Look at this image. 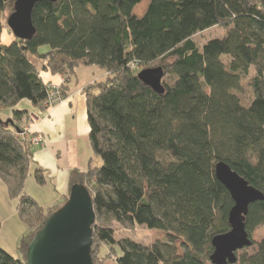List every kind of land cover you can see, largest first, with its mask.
<instances>
[{"label": "trees", "instance_id": "trees-1", "mask_svg": "<svg viewBox=\"0 0 264 264\" xmlns=\"http://www.w3.org/2000/svg\"><path fill=\"white\" fill-rule=\"evenodd\" d=\"M16 1L0 0V179L19 199L27 231L21 258L0 248V264H27L35 233L75 184L92 197L95 264L110 253L117 264H212V239L230 230L234 205L216 163L264 192V0H43L29 39L8 26ZM144 1L140 15L135 8ZM216 26L224 37L196 42ZM5 28L10 44L2 41ZM30 55L45 58L52 73L73 74L80 64L108 71L84 88L89 142L102 164L73 169L68 195L49 208L25 191L34 146L21 121L29 111L19 104L43 106L49 96ZM138 66H162L166 91L144 84ZM36 177L42 182L40 169ZM245 223L251 238L264 226V200L250 205ZM116 224L161 230L169 239L117 238ZM236 264H264V238L240 250Z\"/></svg>", "mask_w": 264, "mask_h": 264}, {"label": "water", "instance_id": "water-1", "mask_svg": "<svg viewBox=\"0 0 264 264\" xmlns=\"http://www.w3.org/2000/svg\"><path fill=\"white\" fill-rule=\"evenodd\" d=\"M43 0H17L7 23L19 39L32 38L36 33L32 12ZM56 1V0H49ZM165 70L162 66L141 69L137 76L155 92L163 94ZM11 121H6L8 125ZM217 178L229 190L234 205L229 212L230 230L212 239V264H236L238 252L253 245L246 230V216L251 204L264 200V192L254 187L224 161L215 165ZM95 211L88 188L75 184L68 200L54 211L35 233L27 252V264H95L92 259Z\"/></svg>", "mask_w": 264, "mask_h": 264}, {"label": "crops", "instance_id": "crops-1", "mask_svg": "<svg viewBox=\"0 0 264 264\" xmlns=\"http://www.w3.org/2000/svg\"><path fill=\"white\" fill-rule=\"evenodd\" d=\"M147 5L148 2L144 1L135 8L136 12L141 6L139 9L141 15ZM13 39V34L5 28L2 35L3 43L10 44ZM29 58L37 69H40H38L40 76L46 84L57 85L63 82L60 74H53L44 69L45 58H37L34 55H30ZM32 58L40 60L41 67ZM107 75L108 71L98 65L80 64L64 85L65 98L53 108H46L44 105L33 106L29 101L24 103L23 107L19 104V108L27 109L31 119L34 117L36 122L33 124L27 122L24 125L31 126L30 131L43 138L42 144L33 145L25 191L45 208L61 204L68 195L70 173L73 169L86 170L90 164L98 161L89 142L90 125L84 88L94 82L105 80ZM3 116L9 117L11 113L5 110ZM26 121L27 118L24 122ZM38 169L42 173V182L36 177Z\"/></svg>", "mask_w": 264, "mask_h": 264}, {"label": "rangeland", "instance_id": "rangeland-1", "mask_svg": "<svg viewBox=\"0 0 264 264\" xmlns=\"http://www.w3.org/2000/svg\"><path fill=\"white\" fill-rule=\"evenodd\" d=\"M139 9H140V7H138V9H137V13L140 12ZM226 32L227 31L224 27L216 26V27L210 28L204 32L198 33L197 35H195L194 39L199 44H202L203 42H205L209 39H212V38H222L225 36ZM48 49H49L48 46H43L40 48V50L43 52L47 51ZM37 58H39V57H37ZM32 60L38 62L39 63L38 66L41 67V65H40L41 62H39L40 60H38V59L36 60L34 58H32ZM46 63H47V60H46ZM143 68H145V67H139L138 66L139 70H141ZM46 70H49V69H46ZM53 74H60L61 75V78L63 79V82H64L63 86L69 81L70 76L72 75L69 73H64V74L63 73H53ZM67 75L69 76L68 78L66 77ZM63 82H61V84H57V85H62ZM47 85L49 87L51 85V83H48ZM62 94H63V92H62ZM64 98H65V95L63 94V99ZM26 102H28V100H23L20 103V106L23 107L24 103H26ZM26 118H27V121L24 122ZM21 121H23L22 125H24L27 122H31L32 124L36 123L35 118L32 117V119H31L29 114H28V116H26V115L23 116ZM24 127L27 129V132H31L30 130H28L31 126H25L24 125ZM37 135H39V134H37ZM97 157H98V161L94 162V164L95 165H101L102 160H101V158H99V156H97ZM18 203H19V199L18 198H12L9 196L6 185L0 179V248L5 249L6 251H8L10 254H12L13 256H15L17 258H21V254L18 250V243H19V240L21 239V237L26 233L27 226L23 222V220L19 214ZM115 226L117 229V238L130 237V238H133V239L140 241V242H143V243H152V242H158V241H163V240L169 239L168 235L165 232H163L161 230H156V229H149L143 225H137V226L129 227V228L123 227L119 224H116ZM252 238L257 240V241L264 238V226L256 229L252 234ZM183 241H184V239H181L180 241H178L176 243L177 250L180 254H183V252H184V247L181 246ZM107 250L108 249H105L104 253L107 252ZM103 263L104 264H117L115 259H114V255L111 253L109 254V257L105 256V259H103Z\"/></svg>", "mask_w": 264, "mask_h": 264}, {"label": "built area", "instance_id": "built-area-1", "mask_svg": "<svg viewBox=\"0 0 264 264\" xmlns=\"http://www.w3.org/2000/svg\"><path fill=\"white\" fill-rule=\"evenodd\" d=\"M66 77L68 78L69 76L67 75ZM62 100H63V94H62L61 86L51 84L49 86V96L43 102V105L46 108H53L55 105H57ZM31 129L32 128L30 127L28 130H31ZM25 130L27 131L26 128H25ZM30 139H31V143L33 145H40L43 143V138L37 134Z\"/></svg>", "mask_w": 264, "mask_h": 264}, {"label": "bare ground", "instance_id": "bare-ground-1", "mask_svg": "<svg viewBox=\"0 0 264 264\" xmlns=\"http://www.w3.org/2000/svg\"><path fill=\"white\" fill-rule=\"evenodd\" d=\"M63 84H64V82L62 83V85H60V86H61V89H63ZM62 92H63V90H62ZM29 133H31V134H32L30 138H32L33 136H35V135H36V133H32V132H29Z\"/></svg>", "mask_w": 264, "mask_h": 264}]
</instances>
